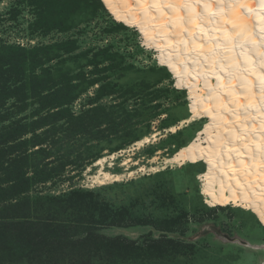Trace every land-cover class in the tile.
Returning <instances> with one entry per match:
<instances>
[{
    "label": "rangeland",
    "instance_id": "1",
    "mask_svg": "<svg viewBox=\"0 0 264 264\" xmlns=\"http://www.w3.org/2000/svg\"><path fill=\"white\" fill-rule=\"evenodd\" d=\"M192 112L101 0H0V264H264L255 216L203 201L204 165L86 187L98 158L176 153L206 119L166 129Z\"/></svg>",
    "mask_w": 264,
    "mask_h": 264
},
{
    "label": "bare ground",
    "instance_id": "2",
    "mask_svg": "<svg viewBox=\"0 0 264 264\" xmlns=\"http://www.w3.org/2000/svg\"><path fill=\"white\" fill-rule=\"evenodd\" d=\"M101 1L117 22L136 28L159 52L176 86L187 92L192 114L166 131L206 121L188 144L160 161L156 152L148 166L125 158L117 172L112 162L120 154L96 159L85 172L86 187L175 165H204L197 175L203 201L252 213L264 227V0ZM155 137L137 140L130 151Z\"/></svg>",
    "mask_w": 264,
    "mask_h": 264
}]
</instances>
